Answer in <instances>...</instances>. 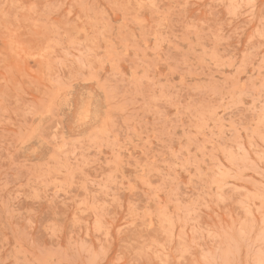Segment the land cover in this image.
Returning a JSON list of instances; mask_svg holds the SVG:
<instances>
[{"label": "rangeland", "instance_id": "obj_1", "mask_svg": "<svg viewBox=\"0 0 264 264\" xmlns=\"http://www.w3.org/2000/svg\"><path fill=\"white\" fill-rule=\"evenodd\" d=\"M0 264H264V0H0Z\"/></svg>", "mask_w": 264, "mask_h": 264}]
</instances>
